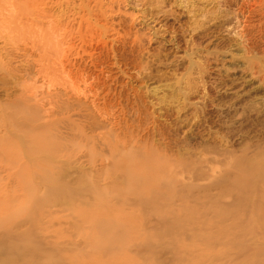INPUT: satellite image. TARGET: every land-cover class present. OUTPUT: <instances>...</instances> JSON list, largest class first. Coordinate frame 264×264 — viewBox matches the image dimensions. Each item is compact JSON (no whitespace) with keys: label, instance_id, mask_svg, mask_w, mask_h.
<instances>
[{"label":"rangeland","instance_id":"obj_1","mask_svg":"<svg viewBox=\"0 0 264 264\" xmlns=\"http://www.w3.org/2000/svg\"><path fill=\"white\" fill-rule=\"evenodd\" d=\"M161 1L0 0V140L47 90L62 147L0 163V264H264V0Z\"/></svg>","mask_w":264,"mask_h":264},{"label":"bare ground","instance_id":"obj_2","mask_svg":"<svg viewBox=\"0 0 264 264\" xmlns=\"http://www.w3.org/2000/svg\"><path fill=\"white\" fill-rule=\"evenodd\" d=\"M224 1H227V0H224ZM160 2L162 3L161 0H160ZM94 14H95V12H94ZM26 64H27V62H26ZM72 91H73V88H72ZM43 92L40 93V95L43 94V96H40L37 99H36V97H38V96H34V95H36L35 94L36 92L35 93L34 92L29 93L28 92V94L22 93V95L19 96V98L17 99L16 103H18V104L14 105V106H16V108L14 107L15 108L14 111L12 110V112L8 113V114H11V116L7 118V115H6V117H5L6 119H3V121L1 120L3 122L5 128H6V132H3V133H5L7 136V137H5L4 136L5 134H4L3 135L4 137H2V140H0V163H1V166L3 164V166L9 167L7 169L14 168V170H12L11 172H8L7 177H13L17 180H21V181L26 182V183H30V181H32L34 179H36L38 181H49V180L51 181V179L53 180V178H54L55 182H56V180L59 181L58 179L55 178V176L50 178L51 174L53 176L54 173L51 172V169L49 170V168H51L50 166H53V165L57 166V165H55V164H57L55 159L59 156H62V154H60L62 151V147L60 146V144L53 137L51 138V136L47 134V131H48L47 129H49V127L51 125H54L56 122V120L54 118H53V120L49 119V117H52V115H54L53 112L48 108L51 106V101L53 102V100H52L53 98L51 97V95L53 96V94L47 90L45 91V93H46L45 95ZM45 105H48V106L46 107ZM40 106L42 107V109H40V111H39L38 108ZM107 139L108 138H106V140ZM107 143H109V142H107ZM128 160H129V158H128ZM149 175H150V173H149ZM138 177H140V176H138ZM48 178H50V179L48 180ZM138 179H140V178H138ZM53 181H51V182H53ZM144 181L145 180H143V182ZM147 183H148V181H147ZM59 184H60V182H58V184L55 186H53V185L48 186L49 196L51 195L52 199H54V200L56 198H58V199L63 200V202H67V201L70 202L71 208L73 209V212L75 215L80 216V217L82 216L85 218H93L96 210L92 209L90 211H87L85 209H82L81 207L74 206V204H73L74 200L76 199V197L78 195H73L75 192H73L71 194L65 189L63 191L62 187H60ZM146 189H147V187L144 188V190H146ZM41 200L46 201L47 200L46 196L43 197ZM28 201L29 200H27V202ZM30 202H33V201L30 200ZM37 202H41V201L35 200V203H37ZM100 202L101 203H98L96 208L103 211L104 209H102L103 208L102 204L104 202L102 200H100ZM39 208H40V205L36 206L33 209H39ZM107 209H109L108 206H107ZM109 213H110V211H107V212L104 211V214H105L104 218H106V215ZM34 217H36V216H34ZM108 217H109V215H108ZM107 222H109V220ZM102 223L106 224V223H104V221H102ZM97 224H98V222H97ZM103 224H100V227H102L101 225H103ZM100 234L103 235L102 231H100L99 234L94 235V237H93L94 243H97L98 241L100 242V240H101V237L99 236ZM106 241H108V239ZM30 251H31V253H36L38 251V248L34 245H31ZM81 258L82 257H80V259H79L78 256L71 254L69 256V262L71 264H78V262L81 260ZM122 258H120V259H122ZM27 260H30V259H27ZM57 260H58V258L51 256V255H48L47 256V263H43V264H48V262H50V261H51V263H54ZM116 260H117V258H116ZM86 261H89V260L86 259ZM98 261H100V260H98ZM7 264H9V263H7ZM58 264H60V262H58ZM88 264H92V263H88Z\"/></svg>","mask_w":264,"mask_h":264}]
</instances>
